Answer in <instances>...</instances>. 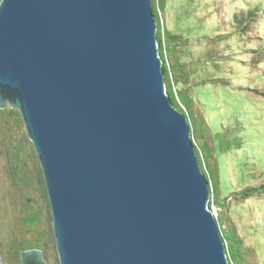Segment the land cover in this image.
Here are the masks:
<instances>
[{
  "label": "water",
  "instance_id": "95a60500",
  "mask_svg": "<svg viewBox=\"0 0 264 264\" xmlns=\"http://www.w3.org/2000/svg\"><path fill=\"white\" fill-rule=\"evenodd\" d=\"M149 5L0 0V109L33 146L58 264H229Z\"/></svg>",
  "mask_w": 264,
  "mask_h": 264
},
{
  "label": "rangeland",
  "instance_id": "374dc122",
  "mask_svg": "<svg viewBox=\"0 0 264 264\" xmlns=\"http://www.w3.org/2000/svg\"><path fill=\"white\" fill-rule=\"evenodd\" d=\"M161 17L167 29L187 38L181 59L206 76L190 94L211 128L239 138L216 154L220 175L216 186L225 204L214 207L216 215L225 230L243 240L250 260L264 264V191L242 194L247 186L264 180V0H165ZM234 17L244 20L250 31L234 28ZM15 136L19 138L20 131ZM3 164L0 160L1 235L12 242L13 234L33 238L49 231L50 213L37 180L15 186ZM27 200L38 214L29 229L23 222ZM49 248L52 264H58L52 242Z\"/></svg>",
  "mask_w": 264,
  "mask_h": 264
},
{
  "label": "trees",
  "instance_id": "16d2710c",
  "mask_svg": "<svg viewBox=\"0 0 264 264\" xmlns=\"http://www.w3.org/2000/svg\"><path fill=\"white\" fill-rule=\"evenodd\" d=\"M149 6L157 23V47L162 59V74L164 75L166 93L173 106L182 111L188 119L190 135L197 153L196 157H198L200 167L210 186L211 194L208 206L209 208L215 207L217 210L221 209L225 204L220 196L221 190L216 186L217 183L219 184L220 179L216 154L218 151L221 152L227 149L231 141L237 142L239 138L230 136L224 131L215 132L211 128L198 100L190 94L192 88L206 81V76L200 68L191 70L188 62L181 59L180 51L187 43L185 42L187 38L180 33L170 31L164 26L161 20V12L165 6V0H150ZM232 21L234 28H238L237 30L250 31V28L243 24L244 20H238L234 17ZM208 79L210 78L208 77ZM17 130L20 131L19 138L15 136ZM0 160L3 161L6 176L13 185L19 187L29 184L32 178L37 180L45 208L48 211L43 176L33 146L25 134L19 112L9 107L0 109ZM262 181L257 185L247 186L242 190V194L248 195L258 190L264 191V180ZM23 196L27 197L26 194ZM29 202L27 200L23 207V210H27L23 216V222L27 229L32 227L38 218V214L33 211L32 205L28 204ZM216 218L225 243L229 264H255L250 260L251 252L243 245V240L233 230H225L222 227L219 214ZM35 235L33 238H27L13 234L11 235L13 241L9 242L1 235L0 231V257L2 262L4 264H7V261L10 262L9 264H19V254L22 250L39 248L42 251L43 258L48 264H52L49 243L52 242L54 247V239L51 228L49 231L37 232Z\"/></svg>",
  "mask_w": 264,
  "mask_h": 264
}]
</instances>
